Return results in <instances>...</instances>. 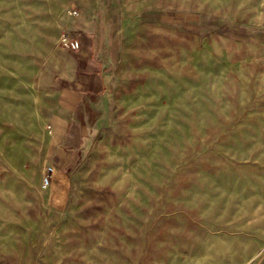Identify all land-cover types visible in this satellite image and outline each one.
Listing matches in <instances>:
<instances>
[{
    "label": "rangeland",
    "instance_id": "rangeland-1",
    "mask_svg": "<svg viewBox=\"0 0 264 264\" xmlns=\"http://www.w3.org/2000/svg\"><path fill=\"white\" fill-rule=\"evenodd\" d=\"M94 34L129 98L56 166L36 83ZM261 165L264 0H0V264H194Z\"/></svg>",
    "mask_w": 264,
    "mask_h": 264
},
{
    "label": "crops",
    "instance_id": "crops-1",
    "mask_svg": "<svg viewBox=\"0 0 264 264\" xmlns=\"http://www.w3.org/2000/svg\"><path fill=\"white\" fill-rule=\"evenodd\" d=\"M90 37V43H82L77 61L55 57L36 83L37 114H42L57 138L53 141L52 158L56 166L77 165L75 158L81 141L109 127L119 103L129 98L120 91L112 43L104 39L99 46V37ZM254 180L264 183V174ZM248 198L251 207L243 222L246 224L224 233L223 238L216 240L214 250L197 258L194 264H264V186L262 190L250 191Z\"/></svg>",
    "mask_w": 264,
    "mask_h": 264
},
{
    "label": "built area",
    "instance_id": "built-area-1",
    "mask_svg": "<svg viewBox=\"0 0 264 264\" xmlns=\"http://www.w3.org/2000/svg\"><path fill=\"white\" fill-rule=\"evenodd\" d=\"M62 41L70 50H77L79 48V43L77 40H68L66 37H63ZM53 169L47 167L44 169V174L42 175V186L47 187L51 180Z\"/></svg>",
    "mask_w": 264,
    "mask_h": 264
}]
</instances>
